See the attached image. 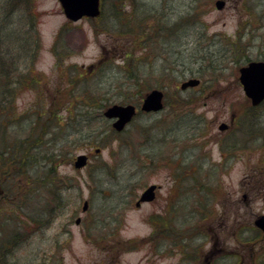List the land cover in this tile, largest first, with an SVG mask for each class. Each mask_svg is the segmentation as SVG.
Instances as JSON below:
<instances>
[{
    "label": "rangeland",
    "instance_id": "1",
    "mask_svg": "<svg viewBox=\"0 0 264 264\" xmlns=\"http://www.w3.org/2000/svg\"><path fill=\"white\" fill-rule=\"evenodd\" d=\"M119 1L126 13L116 15ZM214 1L104 0L105 19L98 26L96 19L68 20L58 0H31L35 22L30 24L38 36L31 74L38 87L16 92L12 118L23 114L25 137L36 111L44 110L40 123L52 124L53 132L30 156L36 163L23 176V216L10 212L5 221L0 213V244L11 249L0 264H234L241 252H264L257 233L246 227L264 214V144H247L232 132L249 105L238 68L264 59V0H224L221 9ZM28 17L25 11L21 25ZM113 19L120 21L114 25ZM132 25L134 32L126 33ZM127 39L135 49L139 83L146 80L141 86H132L123 72L130 66L119 58ZM189 76L200 84L180 90ZM152 87L166 92L167 105L157 113L138 111L98 153L95 142L102 134L88 140L74 134V113L90 104L85 88L109 104L138 106ZM75 96L83 100L68 112ZM253 110L264 126V103ZM94 122L98 130L109 125ZM221 122L228 124L224 131ZM79 153L89 154L82 169L72 161ZM52 154L51 173L44 156ZM41 177L45 186L36 182ZM150 183L159 185L154 199L135 206ZM202 204L205 208L197 206ZM201 209L209 214L196 219ZM0 210L5 211L1 203ZM151 214L176 216V227L190 235L163 241L151 234ZM189 249L195 250L193 259L185 254Z\"/></svg>",
    "mask_w": 264,
    "mask_h": 264
},
{
    "label": "trees",
    "instance_id": "2",
    "mask_svg": "<svg viewBox=\"0 0 264 264\" xmlns=\"http://www.w3.org/2000/svg\"><path fill=\"white\" fill-rule=\"evenodd\" d=\"M103 4L104 0L101 1L102 7ZM122 6L123 4L120 1L118 4H116V6H114L116 8L114 9V11H116V15H118L119 12L123 14L126 13L125 11H123ZM25 11H28L29 17L28 19H26L27 25L23 26V20L22 25L20 23V20L21 18L23 19ZM13 18H15L14 23L10 21ZM34 18L35 15L32 12L31 0H0V174H3L7 170H11L13 171L11 175L12 180L13 178L16 179L20 176V167L22 165L23 176L28 177L27 173L30 169L29 165L32 163H36V160L30 161V156L40 149L39 144L42 145L41 142L43 137L48 134H52L53 132L52 124L44 125V123L42 125L40 123L43 122L41 119L43 118V112H45L44 110L43 112L36 111L35 119L31 121L32 127L30 128L28 134L25 137H23L22 135L24 126L23 114H18V119L17 117H15V119L12 118L16 111V106L14 105V96L16 95V92H20L21 90H23V87H29L31 89H35L36 87H38V79H36L33 74H31V65L33 63V57L38 49L37 31L35 30V28H33V22L30 24V20H33L35 22ZM95 19L97 20L98 26L102 23V21H104L105 18L103 9L101 10V14ZM117 19H113L114 25L115 22L120 21ZM131 27V29L126 30V33L134 32L135 29L133 28L135 26L132 25ZM62 30L63 27L59 29L56 37L60 36ZM136 30L142 31V35L145 34L144 28H142L140 25L136 27ZM142 35L137 36V34L134 33V36H137L138 39H140ZM131 42V39L126 40V44L122 48L123 55L119 56V58L120 60H122L124 65H130L128 68L124 67L123 72H126L125 74L128 76V79L133 80L132 86L136 87L137 85H143V82L145 84L146 80L144 79L142 83H139L140 81H142V79H139L138 74L136 73L135 61L137 59L133 56L135 50L133 49L134 47H132V45H129ZM140 48H142L143 51L145 47ZM234 60L238 61L239 58H235ZM168 69L172 70L173 72L172 67ZM163 70L166 71L167 68H163ZM186 72L187 74L191 75L189 71ZM77 84L79 83L77 82ZM76 87L78 88V85ZM148 88L149 85H147V89ZM85 89V92H88L85 95L86 97L90 98V104L88 102L85 108H81L77 113H74L75 118L71 127L74 129V134H76L78 138L82 140H88L89 136L92 137L93 135L102 134L101 136H99L98 142L95 143H97L99 147H105L107 144L110 143L112 139H116V137L120 133L114 131L110 125H108L107 128L104 130H98L97 127L95 129L96 122L94 121L96 119L106 123V120L102 116V110L109 104V102L108 100L106 101V98H96L94 93H92L90 89ZM70 90H73V88H71ZM70 95L73 96V94ZM165 96H167L166 93ZM81 97L79 98L75 96V103L70 104L69 102L65 109L68 112L74 110L77 106V101L80 99L83 100V98ZM132 100H134V98H132L131 101ZM165 104L167 105L166 99ZM256 108L257 107L248 106L244 110V112L240 114L242 118L238 116L236 122V130L238 131L240 137H244L243 141L247 142V144L248 142H252L255 143V145L262 146L264 144V127L258 121L257 116L254 115L255 110L253 109ZM244 116H246V118H244ZM93 123L95 125H93ZM107 136L108 138L106 140L102 139L103 137ZM50 140L53 144H57L59 138L57 139L55 136H53ZM93 142H90V145H93ZM234 142L236 141L230 142L229 144ZM53 157V154L52 156H44V158L48 160L47 162L52 165L49 169L51 173L53 172V169L55 167V159ZM36 182L37 184L43 183L42 185L44 186L46 183L44 177H41V179L37 180ZM197 206L205 208L203 204ZM190 212L194 213V211ZM199 214H204L207 216L209 213L207 209L197 210L194 215L196 216V219H198ZM149 219L161 228L162 231L160 233V236H162V238L164 239H168V241L171 237H175L176 239H182L190 235L189 233L179 229L178 226L176 227V223H178L176 216L161 217L158 214H151ZM179 223L182 222L179 221ZM190 227H194V225H191ZM246 227H251V229H253V226L251 225H248ZM88 235L89 231H87L86 233L87 237ZM91 235L93 236L91 237ZM91 235L89 236L90 240L92 239L93 242H96V235H94V233H91ZM260 236L261 234H257L256 240H258L257 238ZM256 240L254 239L252 240V242ZM20 241H23V239H21ZM9 245L10 244L1 242V257H5L6 255L10 254L11 249L9 248ZM188 246H190V244H188L187 242L186 247ZM193 250H188L191 251V253H185V251H187L185 250L184 253L187 254V256L192 257L193 259L195 255V250ZM183 258H186L188 260L186 255L183 256Z\"/></svg>",
    "mask_w": 264,
    "mask_h": 264
},
{
    "label": "water",
    "instance_id": "3",
    "mask_svg": "<svg viewBox=\"0 0 264 264\" xmlns=\"http://www.w3.org/2000/svg\"><path fill=\"white\" fill-rule=\"evenodd\" d=\"M63 12L70 20H78L82 16L95 17L100 13V0H59ZM216 8L220 9L224 6V0H215ZM239 81L243 91L250 98L251 103L257 104L264 98V60L250 61L246 65L239 68ZM199 79L191 77L180 84L182 89L187 86L198 84ZM162 91L159 89H151L143 98L141 109L144 111H156L162 107ZM135 113V107L132 104L114 103L103 111L108 118H114L112 126L120 131L131 120ZM224 123L219 125L220 129H224ZM87 156L84 153L78 154L74 161V166L80 168L86 164ZM155 185L147 186L140 194L135 205H139L140 201H149L154 197ZM87 208V201L83 202L82 209ZM79 219H76L78 222ZM254 224L264 231V215L257 216Z\"/></svg>",
    "mask_w": 264,
    "mask_h": 264
},
{
    "label": "flooded vegetation",
    "instance_id": "4",
    "mask_svg": "<svg viewBox=\"0 0 264 264\" xmlns=\"http://www.w3.org/2000/svg\"><path fill=\"white\" fill-rule=\"evenodd\" d=\"M12 172L7 170L0 174V203L5 207L8 206L9 209L19 205L23 216V165L20 167L18 178L12 180ZM4 210L6 212V209ZM239 255L235 257L234 264H264V253H239Z\"/></svg>",
    "mask_w": 264,
    "mask_h": 264
}]
</instances>
